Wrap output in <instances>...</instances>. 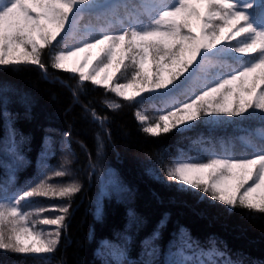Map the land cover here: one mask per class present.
<instances>
[{"label": "snow or ice", "instance_id": "obj_1", "mask_svg": "<svg viewBox=\"0 0 264 264\" xmlns=\"http://www.w3.org/2000/svg\"><path fill=\"white\" fill-rule=\"evenodd\" d=\"M121 9L123 16L118 14ZM86 15L106 23L97 31L89 29L76 46L54 52L52 67L76 73L81 83L103 86L127 101H135L144 93H158L162 102L174 105L159 116L158 122L144 126V133L158 137L177 129L183 134L198 127L197 121L212 127L236 118L247 120L256 113L264 121V0H0V66L36 65L46 72L42 50L58 38L63 44L79 30ZM116 27L119 30L113 31ZM239 37L243 39L232 45L231 41ZM222 44L225 46L217 47ZM233 53L250 59L241 62L238 69L226 71L231 67L226 58ZM93 59L98 62L88 71ZM73 60L75 64L70 65ZM128 68L132 69L131 78L114 84L117 74L124 70L126 75ZM197 87L199 91H195ZM8 91L0 88V105ZM188 91L193 94L180 102L179 97ZM149 99L154 98H145ZM21 102L29 103L26 98ZM136 116L146 123V116L140 112ZM93 118L100 121L95 113ZM257 137L258 142L241 137L252 150L249 156L236 157L227 151L201 160L177 156L167 169V178L178 191L195 189L229 208L264 214V130ZM24 140H17L9 118L7 141L0 142V151L12 158V163L5 165L8 177L0 183V249L52 254L60 244L70 204L52 209L60 215L38 221L55 226L54 231L47 232L30 223L33 213L22 211L21 204L33 197L67 198L79 193L81 185L54 186L48 183L52 176L42 167L41 178L9 197L8 188L15 187L16 170L24 163L19 150ZM50 149L46 138L45 154ZM65 175L64 170L54 171L56 177ZM108 186L115 193L127 191L111 174L102 194H107ZM45 211L49 209L40 208L36 214ZM100 215L98 207L97 217ZM128 215L130 224H142L133 211ZM166 223L165 216L142 242L144 254L150 258L142 264H155L151 258L159 252L156 241ZM177 240L178 245L174 241L168 250L165 264H243L226 248L217 247L215 241L209 240L208 248L201 247L186 229H179ZM122 241L102 245V251L112 256L115 264H124L129 237L123 236Z\"/></svg>", "mask_w": 264, "mask_h": 264}, {"label": "trees", "instance_id": "obj_2", "mask_svg": "<svg viewBox=\"0 0 264 264\" xmlns=\"http://www.w3.org/2000/svg\"><path fill=\"white\" fill-rule=\"evenodd\" d=\"M118 14L123 16L124 10ZM105 23L103 19L86 15L79 30L63 44L58 38L42 50L46 72L36 65L0 66V88L9 90L0 105V113H6L0 115V142L7 141L9 118L17 140L25 138L19 144L24 163L16 170L15 187H9L7 195L11 197L15 190L41 178L42 167L43 172L52 176L48 183L54 186L72 182L81 185L79 193L67 198L33 197L21 204L22 211L33 213L30 223L45 232L54 231L55 226L38 221L60 215L52 209L70 204L66 227L61 229L60 244L54 253L32 255L0 249V264H115L114 258L102 251V245L104 242L121 244L125 235L129 242L124 264H142L150 259L144 254L142 242L165 216L167 223L160 229V238L156 241L159 252L151 258L155 264H165L173 242L179 243L177 235L181 228L203 248H208V241L212 240L243 264H264V214L240 207L229 208L195 189L178 191V186L167 178V169L177 156L201 160L224 151L236 157L251 155L252 150L241 137L258 142L257 133L264 130L261 115L256 113L247 120L236 118L234 122L212 127L197 121L198 127L183 134L177 129L158 137L144 133V126L155 124L164 114L163 102L158 97L144 95L127 101L103 86L81 83L76 73L52 67L54 52L76 46L89 29L97 31ZM249 59L247 56L226 58L231 66L226 71L238 69L241 62ZM131 72L128 68L125 75L122 70L113 83L127 82ZM199 90V87L195 89ZM192 94V91L186 92L179 97L180 102ZM146 97L154 99L145 100ZM22 98L29 103L23 104ZM114 104L120 107L113 108ZM137 112L147 117L146 123L137 119ZM93 113L100 121L94 120ZM205 119L208 118L201 117ZM46 138L51 142L47 154L44 152ZM0 162L2 183L8 177L5 165L12 163V158L0 151ZM56 170H64L67 175L56 177ZM110 174L127 191L115 193L108 186L107 194H102ZM40 208L49 211L36 214ZM130 210L140 218L141 225L130 224Z\"/></svg>", "mask_w": 264, "mask_h": 264}, {"label": "rangeland", "instance_id": "obj_3", "mask_svg": "<svg viewBox=\"0 0 264 264\" xmlns=\"http://www.w3.org/2000/svg\"><path fill=\"white\" fill-rule=\"evenodd\" d=\"M62 37H63V34H62ZM242 39H243V37H242ZM239 40H240V38H237V41H239ZM227 43H228V42L226 41L225 44H227ZM233 43H234V41H231V44H233ZM224 46H225V45L222 44V45H218L217 47H218V48H221V47H224ZM93 55H95V52H93ZM231 56H232V57H236V59H239V58L242 57V55H240V54H235V53L231 54ZM97 62H98V61H96L95 59H93L91 65L94 64V63H97ZM69 64H70V65L75 64V60L70 61ZM91 65H90V66H91ZM186 75H187V74H186ZM117 76H118V74H117ZM117 76H116L115 80L118 79ZM181 79L183 80L184 78L182 77ZM177 83H179V82H177ZM129 92H131V90H129ZM144 95L154 96V97H156V98L158 97V93H144L142 96H144ZM142 96H141V97H142ZM172 107H174V105L166 104V103L163 102V106L161 107V111L164 112V114H165V113H166L170 108H172ZM32 255H36V254H32ZM39 255H42V254H39Z\"/></svg>", "mask_w": 264, "mask_h": 264}]
</instances>
